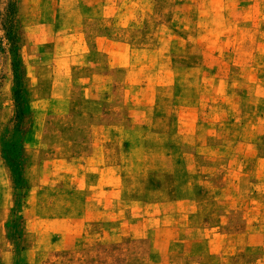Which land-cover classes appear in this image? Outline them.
<instances>
[{"label":"rangeland","instance_id":"374dc122","mask_svg":"<svg viewBox=\"0 0 264 264\" xmlns=\"http://www.w3.org/2000/svg\"><path fill=\"white\" fill-rule=\"evenodd\" d=\"M0 264H264V0H0Z\"/></svg>","mask_w":264,"mask_h":264}]
</instances>
